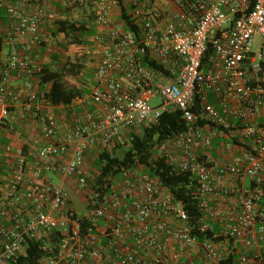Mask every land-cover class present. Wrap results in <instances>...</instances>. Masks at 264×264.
I'll list each match as a JSON object with an SVG mask.
<instances>
[{
  "label": "built area",
  "instance_id": "2783aa9c",
  "mask_svg": "<svg viewBox=\"0 0 264 264\" xmlns=\"http://www.w3.org/2000/svg\"><path fill=\"white\" fill-rule=\"evenodd\" d=\"M32 1L36 7L31 12L26 11L30 0H17L7 8L4 43L9 56L0 80V134L16 102L21 103V119H40L42 103L50 105L29 84L23 97L9 84L12 70L30 67L18 55L16 37L37 36L46 17L40 0ZM70 1L59 0L64 7ZM72 1L91 5L99 27L90 46L94 84L89 99L94 110L61 134L56 121L48 118L44 135L49 142L14 164L0 194V264L16 261L26 239L55 230L61 235L59 249L38 264H224L231 251L237 264H264V121L256 122L264 108V0H171L179 8L174 13L122 0L137 32L126 29L122 20L112 25L117 0ZM255 35L261 38L259 49L252 52ZM33 69L40 71L36 65ZM249 72L254 82L248 80ZM155 96L160 103L151 107L149 100ZM168 109L178 110L188 129L156 150L177 170L196 177L200 231H211L209 221L217 217L216 237L222 241L198 240L182 204L140 166L123 170L106 195L88 194L83 226L54 176L85 190L88 151L101 152L122 134L156 123ZM210 124L230 133L241 148V154L219 167L200 159L196 151L211 146L215 130L203 132ZM228 176L235 179L232 192L238 194L231 207L215 213L211 199ZM246 179L254 187L238 188Z\"/></svg>",
  "mask_w": 264,
  "mask_h": 264
},
{
  "label": "trees",
  "instance_id": "16d2710c",
  "mask_svg": "<svg viewBox=\"0 0 264 264\" xmlns=\"http://www.w3.org/2000/svg\"><path fill=\"white\" fill-rule=\"evenodd\" d=\"M4 1L5 0H0V25L5 19V14L8 16L7 8L9 6L3 9L2 3ZM117 6L120 12V19L124 22L125 28L137 32L138 28L133 23L132 15L123 6L122 0H117ZM3 12L5 14H3ZM92 15H94V13H92ZM86 24L88 23L85 21L70 22L68 20H58L54 36L61 34L62 41L60 42L59 40H56V43H59L63 48L71 44H84L83 36L88 30H90V28L86 27ZM88 25L90 26V24ZM4 39L5 37L3 38L0 34V50L3 45H6L4 43ZM210 50L211 48L209 47L207 55L210 53ZM21 59L25 60L24 58ZM7 62L5 67L7 66ZM146 62L153 68H160V66L153 60H147ZM28 63L30 67L23 71H33L39 76L40 84H49V91L46 93L35 91L30 86L31 89L39 97H45L49 101L50 105L68 106L76 98L81 97L84 93H87V90L84 88L86 82L83 81L82 85L80 84L82 86L81 89L75 87V85H69L66 82L67 77H72L75 80L81 79L80 74L83 64L79 60H67L60 65H58V63L55 64L52 68L49 66L40 67V71H34L33 69V66H38L37 64ZM3 70L1 72L0 80ZM12 72L19 73L21 70H12L11 73ZM10 88L12 89L11 85ZM196 101H198L197 97ZM47 120L48 119L44 122L46 123ZM199 124L202 125L203 122H200ZM210 126L211 128L215 127L213 124H210ZM187 129L188 125L182 119L180 112L178 110L168 109L160 114L156 123L142 126L129 134H122L121 137L113 140L101 152L96 149H92V154L95 155L92 161L89 160V156L87 154L84 156V169L89 176L88 185L85 190L79 189V191L85 194L87 200H89V197H87V193L89 192V194H91V192L94 191V193H98L99 197L106 195L109 192L112 180L120 176L123 170H134L138 166H141L149 177L155 178L159 183L166 187V189H168L175 200L182 204L189 218V225L192 228V234L196 236L198 240L202 241L210 239L215 243H220L222 238L216 237V233L219 231L220 226L218 225L219 228H216L213 224V220L209 221V224L212 226L211 231H200L202 214L198 207L196 177L190 173L177 170L156 150L157 145L171 141L177 134L184 132ZM2 169L3 166L0 162V175L2 173ZM251 184L252 186L249 188L254 187V183L252 181ZM1 188L2 182L0 181V194ZM70 207L71 205L69 203V208ZM73 211L75 212L74 209ZM83 214L77 215V213H75V216L83 219L82 224L85 226L87 221L83 218ZM60 241L61 235L56 230L49 235L42 236L38 239H26L23 245L22 253L17 257L16 261L10 262L9 264H38L41 258L50 256L58 251ZM230 243H232V241ZM234 253L235 252L231 251L226 255L224 264H237V254Z\"/></svg>",
  "mask_w": 264,
  "mask_h": 264
},
{
  "label": "crops",
  "instance_id": "0c3cea01",
  "mask_svg": "<svg viewBox=\"0 0 264 264\" xmlns=\"http://www.w3.org/2000/svg\"><path fill=\"white\" fill-rule=\"evenodd\" d=\"M17 0H5L2 3L3 9L10 6ZM143 9L150 6L156 7L162 12L174 13L178 12L179 8L171 0H139ZM215 1V0H210ZM74 3L73 5H71ZM40 6L44 9L46 17L42 21L37 36H17L16 43L18 46L19 56L24 58L30 63L37 64L39 67H53L54 57H56L55 51L52 49L51 43L56 40L62 41L61 34L54 36L57 29L58 20H68L70 22L74 17L75 12L80 10L86 13L87 6L79 5L74 1H70L69 4L64 7L60 4L59 0H40ZM36 3L30 0V6L26 9L27 12H31L35 9ZM5 14V13H4ZM85 16V15H84ZM112 25H118L121 23L120 12L118 8H113L111 12ZM93 22L92 25L86 24L87 28H90L83 36L84 45L90 49L92 39L99 27ZM9 27L8 16L5 14V19L0 25V34L4 38ZM38 41L40 43H38ZM44 45V46H43ZM91 52V49H90ZM8 58V47L3 45L0 50V76L3 68L6 65ZM252 74V75H251ZM255 75L251 72L248 73V80L254 82ZM39 76L33 71H21L19 73L12 72L9 77V84L13 91L20 96L26 94V85H30L35 91L40 93H46L49 91V84H40ZM81 83L75 82V87L81 89ZM94 84V70L92 73V79L89 83H86L84 88L87 93H84L81 97L76 98L68 106H53L42 103V117L37 120L25 117L20 118L22 107L20 102H16L11 108L10 118L5 124L0 135V162L3 166L2 173L0 175V181L4 186L11 175H13L14 164L16 161L23 157L27 158L29 153L33 150L47 144L49 139L44 135L45 120L53 118L58 126L59 133L66 132L73 124L75 119L80 118L86 111L94 110V105L90 102L89 92L90 88ZM212 102H215L214 97H210ZM264 121V108H260L256 122L261 123ZM215 130V136L212 138L211 146L208 148H197V155L199 158L205 160L208 164L214 167L226 164L231 159L241 154V148L235 144L233 137L230 133L226 134L219 130V128L213 127L208 129L204 127L203 132L209 134V130ZM212 132V131H211ZM93 153L88 151L86 154ZM87 158V156H86ZM53 180L60 184L69 195V202H72L73 197H76L78 192L75 191V186L72 180L62 179L59 176H54ZM235 185V179L228 176L226 177L216 188V194L211 199V206L215 213L223 212L225 209L231 207L236 199L237 192H232ZM249 188L252 186L251 180L246 179L243 184L237 186ZM232 194V195H230ZM73 204V203H72ZM71 205V203H70ZM72 206V205H71ZM214 226L219 228L218 218L212 217ZM210 220V221H211ZM226 244V243H221ZM223 246V245H222ZM192 257L189 258V260Z\"/></svg>",
  "mask_w": 264,
  "mask_h": 264
},
{
  "label": "rangeland",
  "instance_id": "374dc122",
  "mask_svg": "<svg viewBox=\"0 0 264 264\" xmlns=\"http://www.w3.org/2000/svg\"><path fill=\"white\" fill-rule=\"evenodd\" d=\"M72 2V0H71ZM74 3H72L71 5H73ZM86 10V13L81 12L80 10H77L75 12L74 17H72L71 21L72 22H81V21H85L86 23L92 25V23L94 22V15H92L93 9L91 5H88ZM4 14V12H3ZM85 15V16H84ZM261 36L260 35H255L253 37V41L252 44L250 46V50L252 52H256L259 49V41H260ZM52 49L53 51H55L56 57H54V63H58V65L66 62L67 60H71V61H76L79 60L82 64H83V68L81 69V74H80V80H75L72 77H67L66 78V82L69 85H74L76 81L81 82H86L89 83V81L92 79V73L94 70V57L93 54H91L90 49L86 48V46L84 44H80V45H76V44H71V45H67L65 48L61 47L59 43L56 42H52ZM252 75V74H251ZM160 103V97L159 96H155L153 98H151L149 100V105L151 107H155ZM89 160L92 161L94 158V154H89ZM141 168V166H140ZM73 184L75 186V191L78 192L76 195V197H73L72 202L71 203V207L75 210V213H77V215L83 214L86 209L88 208V201L85 197V194L82 193L81 191H79L78 187L76 186L75 182L73 181ZM90 193V192H89ZM87 193V195L89 194ZM86 195V196H87ZM232 195V194H230ZM88 197V196H87ZM73 203V204H72ZM232 244L231 243H227L225 245V248H227L226 251L231 250L232 248ZM239 247L236 246V250ZM235 254V253H234Z\"/></svg>",
  "mask_w": 264,
  "mask_h": 264
}]
</instances>
